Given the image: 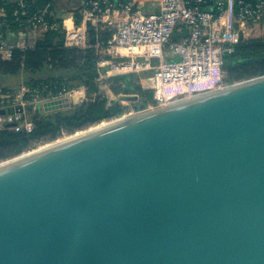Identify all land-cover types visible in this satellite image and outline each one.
<instances>
[{
    "label": "water",
    "instance_id": "water-1",
    "mask_svg": "<svg viewBox=\"0 0 264 264\" xmlns=\"http://www.w3.org/2000/svg\"><path fill=\"white\" fill-rule=\"evenodd\" d=\"M84 133L0 163V264H264V75Z\"/></svg>",
    "mask_w": 264,
    "mask_h": 264
},
{
    "label": "built area",
    "instance_id": "built-area-1",
    "mask_svg": "<svg viewBox=\"0 0 264 264\" xmlns=\"http://www.w3.org/2000/svg\"><path fill=\"white\" fill-rule=\"evenodd\" d=\"M20 5L25 8L23 0ZM47 9L31 16L27 24L42 22ZM62 25L66 47L95 49L98 82L109 101L130 107L114 94L108 79L135 74L142 87L153 92L154 102L147 108L153 109L239 83L226 81L224 59L243 40L258 38L254 37L258 29L264 30V0H84L68 12ZM13 56L12 46L0 43V62ZM37 94L24 83L15 92L1 94L0 129L31 132V106L43 110L48 101L66 98L72 106L86 99L83 87L41 99L35 98Z\"/></svg>",
    "mask_w": 264,
    "mask_h": 264
},
{
    "label": "trees",
    "instance_id": "trees-1",
    "mask_svg": "<svg viewBox=\"0 0 264 264\" xmlns=\"http://www.w3.org/2000/svg\"><path fill=\"white\" fill-rule=\"evenodd\" d=\"M20 1L0 0V43L10 45L14 50L11 61L0 62V81L6 80L0 83V95L17 91L24 83L32 90H38L35 97L38 99L57 95L64 89L81 87L86 90V99L81 105L50 113L31 106L28 109L34 122L31 132L0 129V162L20 156L41 144L54 142L64 135L111 121L130 110L147 109L154 102L153 92L144 89L135 74L108 79L114 94L118 99L129 102L130 107H124L117 100L109 101L102 83L98 82L95 49L64 45L65 32L55 0H23L25 8L21 7ZM46 8L42 22L27 24L31 16ZM23 11L27 14L23 15ZM224 71L228 83L264 75V37L239 43L234 52L225 57Z\"/></svg>",
    "mask_w": 264,
    "mask_h": 264
},
{
    "label": "crops",
    "instance_id": "crops-1",
    "mask_svg": "<svg viewBox=\"0 0 264 264\" xmlns=\"http://www.w3.org/2000/svg\"><path fill=\"white\" fill-rule=\"evenodd\" d=\"M84 3V0H55L56 9L59 11L60 18L66 17L69 10L77 7H81ZM2 15V14H1ZM13 43V42H12ZM6 82L5 79H2L0 83Z\"/></svg>",
    "mask_w": 264,
    "mask_h": 264
},
{
    "label": "rangeland",
    "instance_id": "rangeland-1",
    "mask_svg": "<svg viewBox=\"0 0 264 264\" xmlns=\"http://www.w3.org/2000/svg\"><path fill=\"white\" fill-rule=\"evenodd\" d=\"M260 36H264V30L262 31V29H261V30L258 29V30L256 31V33H254V37H260ZM235 83H236V82H235ZM122 116H123V117H127V116H129V115H121V116H119V117H117V118H115V119H113V120H111V121H105V122H103V123H101V124H99V125L93 126V127L89 128V129H87V130L79 131V132H80V133H84V132H87V131H89V130L97 129L99 126H101V125L104 124V123H105L106 125H108V124H111V123L117 122L118 119H120ZM30 117H31V115H30ZM77 133H78V132H77ZM77 133H75V134H77ZM75 134H72V135H64V136H62L61 138H59L58 140H56V141H54V142L46 143V144H41V145H39L37 148H35V149H33V150L29 151V152L35 151V150H37V149H41V148H43V147H45V146H49V144L51 145V144H53V143H55V142H57V141H64V140H67L68 138L73 137ZM47 144H48V145H47ZM29 152H26V153H24V154H27V153H29ZM3 162H4V161H3ZM0 163H1V162H0Z\"/></svg>",
    "mask_w": 264,
    "mask_h": 264
},
{
    "label": "bare ground",
    "instance_id": "bare-ground-1",
    "mask_svg": "<svg viewBox=\"0 0 264 264\" xmlns=\"http://www.w3.org/2000/svg\"><path fill=\"white\" fill-rule=\"evenodd\" d=\"M125 119V117H121L120 119H118V121H121V120H124ZM112 124V123H111ZM110 124H108V125H106L105 123L104 124H102L101 126H99L97 129H101V128H104V127H106V126H109ZM97 129H94V130H97ZM84 131V130H83ZM89 131H93V130H89ZM83 134H85V133H80V132H78L77 134H75L73 137H71V138H68L69 140L70 139H72V138H76V137H78V136H81V135H83ZM59 142H62V141H58V143ZM48 145V144H47ZM50 145V144H49ZM49 146H45V147H43L42 149H45V148H48ZM41 149V150H42ZM38 150V149H37ZM2 163V162H1Z\"/></svg>",
    "mask_w": 264,
    "mask_h": 264
}]
</instances>
